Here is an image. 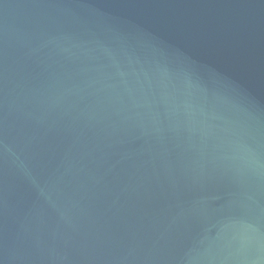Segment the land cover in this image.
<instances>
[{
	"label": "water",
	"instance_id": "obj_1",
	"mask_svg": "<svg viewBox=\"0 0 264 264\" xmlns=\"http://www.w3.org/2000/svg\"><path fill=\"white\" fill-rule=\"evenodd\" d=\"M0 264H264V0H0Z\"/></svg>",
	"mask_w": 264,
	"mask_h": 264
}]
</instances>
